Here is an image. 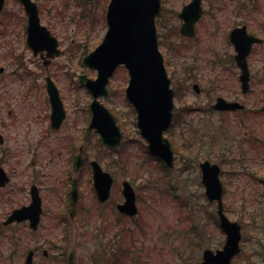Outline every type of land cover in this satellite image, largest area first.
Listing matches in <instances>:
<instances>
[{
  "label": "rangeland",
  "instance_id": "374dc122",
  "mask_svg": "<svg viewBox=\"0 0 264 264\" xmlns=\"http://www.w3.org/2000/svg\"><path fill=\"white\" fill-rule=\"evenodd\" d=\"M76 1L37 0L46 14L44 23L59 37L65 54L47 68V74L38 65L33 77L29 74L34 71L30 64L25 73L5 56L17 50L18 0H7L1 15L0 30L8 26L9 32L0 33V67L6 70L0 74V135L5 140L0 144V159L12 181L0 196V226L4 228L0 264H23L31 249L36 251L35 264H66L69 242L78 246L79 264H148L147 256L151 254H157L152 264H200L205 249H221L225 242L217 221V205L208 202L201 183L199 163L204 160L221 166L227 216L243 228V251L233 264H247L250 257L263 263L264 248L257 227L262 224L264 206L257 194L259 186L249 177L264 175V146H256L263 149L261 154H255L256 158L246 165L240 159L242 150L249 153L253 138L264 142V43L254 46L249 57L251 88L243 95L229 33L246 24L251 33L264 39V0H203L204 14L193 38L181 36L182 21L178 17L192 0H162L157 30L172 87L178 90L176 107H202L215 103L218 96L245 106L241 112L225 116L193 111L178 118L177 125L166 133L178 152L170 173L147 151L136 125V112L126 98L129 75L123 67L110 82L109 96L101 99L117 117L124 135L121 146L109 149L97 133L88 131L92 97L80 84L79 76L96 77L95 71L83 66L82 59L104 37L110 0L90 4L78 0L86 5L84 16ZM55 6L52 12L58 15L61 11L59 19L48 16V9ZM48 75L60 89L68 113L65 124L60 130H52L39 109L22 112L17 123V81H39L36 107L43 106L48 102ZM193 84H198L202 93L197 94ZM217 142L224 145L218 146L225 147L223 152ZM81 144L86 147V164L78 175V220L72 223L67 220L68 192L73 158ZM224 157L230 163L222 162ZM91 160L98 161L115 179L112 196L104 205L95 194L88 164ZM32 180L43 200L38 228L30 229L29 222L4 227L2 220L14 209L31 203ZM125 180L132 182L141 211L133 224L119 214L114 217L116 206L123 203L121 184ZM147 196L155 199L146 202ZM139 222L144 225L141 227ZM146 222L155 223L147 226ZM155 246L162 247L163 253L158 254Z\"/></svg>",
  "mask_w": 264,
  "mask_h": 264
},
{
  "label": "water",
  "instance_id": "95a60500",
  "mask_svg": "<svg viewBox=\"0 0 264 264\" xmlns=\"http://www.w3.org/2000/svg\"><path fill=\"white\" fill-rule=\"evenodd\" d=\"M30 14L29 31H37V37L46 41L49 33L40 26L38 10L30 0H21ZM5 0H0V12ZM161 11V0H112L108 11V32L102 44L86 56L85 65L97 71V78L87 75L81 76V82L89 89L94 101L91 105L92 119L89 125L91 130L100 134L102 142L110 149L117 148L123 138L121 129L112 113L98 100L107 96V85L116 69L124 65L129 73V86L127 97L133 104L138 119V128L141 135L148 141V150L168 168L173 167V150L170 141L164 137L173 119L174 91L170 88L171 80L168 78L164 65V58L159 50L156 17ZM203 14L202 0H193L186 5L180 13L184 20L181 33L187 37L195 35V24ZM36 37L33 36V41ZM231 42L237 51L236 62L240 67L243 92L249 89L250 74L247 57L251 53L253 44L261 43L260 38L249 35L246 26L233 30ZM53 47L57 49V41L53 39ZM56 51L52 56L58 55ZM3 69H0L2 72ZM49 91L53 105L54 126L59 127L65 118V110L59 98V92L49 79ZM197 88V86H195ZM216 108L221 110L242 109L239 103H228L219 98ZM82 150V148H81ZM75 172L83 165L82 154L75 157ZM93 170L94 188L101 202L109 199L113 185V177L104 171L97 161L90 163ZM202 183L205 194L210 202H218L217 214L219 225L226 240L223 248L216 252L206 249L201 264H232L233 258L241 252L242 227L236 221H231L223 208V184L220 180V168L216 164L206 161L200 165ZM9 177L0 167V184L4 186ZM76 179L71 193V206L76 207L78 190ZM125 202L118 208L122 213L131 216L137 214L136 195L132 185L125 181L123 184ZM41 199L37 188H33V202L31 205L14 210L5 224L21 222L29 219L31 227L37 229L41 214ZM34 252L28 253L25 264H33ZM70 264H76L72 253Z\"/></svg>",
  "mask_w": 264,
  "mask_h": 264
},
{
  "label": "flooded vegetation",
  "instance_id": "af4514ba",
  "mask_svg": "<svg viewBox=\"0 0 264 264\" xmlns=\"http://www.w3.org/2000/svg\"><path fill=\"white\" fill-rule=\"evenodd\" d=\"M30 1H31V3L36 5L37 10H38V17H39V21H40V26L44 27L46 29V31L49 33V36L46 35L43 32V34L46 36V41H45V40L37 37V31H31V32L29 31V28H30V14H29V12L27 10L26 5H24L21 0H18V2H17V50L14 49L13 51H10L9 53H6L5 56L12 59V62L16 65L17 69L23 68L25 73L28 71L29 64H30L31 67L34 68V71H29V74L33 77V74L34 75L37 74L36 70L38 69V65L41 66L42 72L47 74V68H49V66H51L53 64V62L57 58L63 56L65 54V50L61 46V40L59 39V37L53 32V30L51 29V27L49 25L44 23L43 17L45 18L46 14L44 13L43 5H39L37 0H30ZM84 1L86 3H88V4H90V3L96 2L97 0H93V1L84 0ZM76 4H80L81 5L80 9L82 10V13H80V15L83 14V16H84V8L86 6L85 3H79L78 0H77ZM21 7H23V9H24V14L23 15H21ZM162 9H161V12L163 11ZM55 10H56V6L49 8L48 11H50V14H48V16L49 17H53L54 19H59L58 15L59 14L62 15V13H61V11H58L57 12V13H59L58 15L54 14L52 11H55ZM107 10H108V7H107ZM21 17H22V21H20ZM178 17H179V15H178ZM105 19H107V11H106ZM0 23H1V17H0ZM181 26H182V23H181ZM181 26H180V29H181ZM8 28H9L8 26H4L0 30V33L2 35L3 34H7L9 32ZM33 36L36 37L35 41L32 40ZM54 38L57 41V49L58 50L53 47V39ZM159 39H160V35H159ZM159 44H160V42H159ZM56 51H58L60 55L52 56V54L54 52H56ZM83 61L84 60H82V62ZM0 69H3V71L0 74H3V73L6 72L5 67H0ZM17 74H18V71H17ZM47 77H52V76L48 75V76H46V78ZM52 79H53V77H52ZM38 82L39 81H17V83H19V85H17V123H18V118L21 117V115H22V112L26 113V112L34 110V109H35V112H37V109H39L43 113V118L42 119L48 123V126H50L51 129L54 130V131L60 130L63 127V125L65 124L66 120H67V117H68L67 110L65 108V118L61 122V125L58 128L55 127L54 126V119H53V105H52V101L49 100V97H48L47 104H45L43 106L38 104V106L36 107V102H37L36 99H37V94H38V91H39ZM195 85L196 84L192 85V89L197 94L202 93V89H200V86L197 84L198 88H195ZM174 90H175L176 97H177L178 90L177 89H174ZM46 92H47V86H46ZM109 94H110V91H109ZM219 98H224V97L218 96L215 99V103L206 104V105H204L202 107L186 106V107H183V108H179V107H176V105H175L174 116H173V125L172 126L175 127L177 125V119L178 118H181V119L185 118V116L188 113H191L193 111L194 112H198V113H202V114H205V115H209V116H211V115L225 116L227 113L241 112V111L219 110L218 108H216ZM61 100H62V102L64 104V101H63L62 97H61ZM233 100H236V99H233ZM64 107H65V105H64ZM22 109H24V110H22ZM90 113H91V110H90ZM91 117H92V113L90 115V120H91ZM115 118L117 120L116 116H115ZM37 119H38V117H35V120H37ZM90 120H89V124H90ZM117 123H118V120H117ZM89 124H88V131H94V130H90L89 129ZM118 125H119V123H118ZM173 127H171V128H173ZM4 142H5L4 137L2 135H0V144L3 145ZM172 144H174L173 141H172ZM83 145H85V144H83ZM223 151H224V149H222V152ZM174 153H175V157H176V160H177L178 152H176V150H174ZM249 153L246 151V149H245V151L242 150V157H243V162H244L245 165L252 160V153L260 155V150L257 147H253V145L251 144V147H249ZM192 158H194V154L192 155L191 159ZM183 159L186 160L185 158H183ZM222 161L226 162L225 159H223ZM89 162L90 161H88V164H89ZM0 166H2L4 168V170L8 173V171L5 168V162H4V160L2 158L0 159ZM8 175H9L10 182L8 184L4 185V186H2L0 184V196L5 191V189L11 184L12 178H11V175L9 173H8ZM17 176H18V170H17ZM35 185H37V184L35 183L34 180H32L31 183H30V196L31 197H32V194H33V187ZM121 193H122V196H123L122 188H121ZM40 194H41V190H40ZM161 197H162V195H161ZM123 198H124V196H123ZM153 200H154V198L150 199L149 196H147V198H146V202H150V201H153ZM123 202H124V199H123ZM137 204H138V198H137ZM117 206H116V212L114 213V217H116V218H118V214H119L122 217H126V218L131 219V221H132L131 224H133L134 222L137 221V219L140 216L141 211H140V207L139 206H138L139 210H138L137 214L134 215V216H129V215L125 214V213L118 212L117 211ZM16 209H14V210H16ZM7 218L8 217H6V219ZM6 219L2 220V224H3L4 227H9V226H11L13 224L19 225V224L27 223V222H23V223L15 222V223L6 225V224H4ZM0 220H1V218H0ZM116 221H117V219H116ZM154 223L155 222H146L147 226L150 225V224L153 225ZM138 224L142 227L144 225V222H139ZM3 229L4 228H2L0 226V238L4 241V230ZM155 248H156L155 251H157L158 254H162L163 253L164 249L162 247L155 246ZM131 252L132 253L134 252V249L132 247H131ZM0 255H2V254H0ZM154 257H157V254H151V255L147 256V261L146 262H148V264H152Z\"/></svg>",
  "mask_w": 264,
  "mask_h": 264
},
{
  "label": "trees",
  "instance_id": "16d2710c",
  "mask_svg": "<svg viewBox=\"0 0 264 264\" xmlns=\"http://www.w3.org/2000/svg\"><path fill=\"white\" fill-rule=\"evenodd\" d=\"M261 145L264 146V142L261 141ZM261 152L263 149H260ZM257 184L260 185V187L262 188L261 193L259 194L260 197V202L261 205L264 206V175H262L261 178L254 180ZM262 224H259V227H257L258 233H259V242L262 243V246L264 248V217L261 220ZM249 262L247 264H264V262L262 263V261H260L261 263H259L258 261L253 260V257H250V259H248ZM264 261V260H263Z\"/></svg>",
  "mask_w": 264,
  "mask_h": 264
},
{
  "label": "bare ground",
  "instance_id": "6f19581e",
  "mask_svg": "<svg viewBox=\"0 0 264 264\" xmlns=\"http://www.w3.org/2000/svg\"><path fill=\"white\" fill-rule=\"evenodd\" d=\"M259 139H260V138H258V139L253 138V141H252V145H253V147H256L258 144H260ZM252 158H254V159L256 158V156H255L254 153H252ZM240 160H241L242 163H244V162H243V157H241ZM245 160H246V159H245Z\"/></svg>",
  "mask_w": 264,
  "mask_h": 264
}]
</instances>
